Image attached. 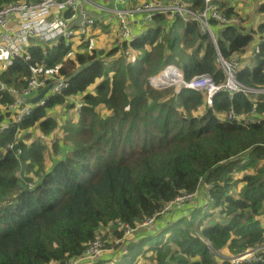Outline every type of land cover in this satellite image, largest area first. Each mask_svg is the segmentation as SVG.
<instances>
[{"label":"trees","instance_id":"1","mask_svg":"<svg viewBox=\"0 0 264 264\" xmlns=\"http://www.w3.org/2000/svg\"><path fill=\"white\" fill-rule=\"evenodd\" d=\"M15 1L37 0H0V8ZM188 3L204 10L201 1ZM220 7L229 19L239 15L231 0ZM258 11L264 16V5ZM106 17L96 26L113 27ZM152 25L136 30L132 43L115 35L108 53L95 48V33L81 38L76 50L63 42L41 46L30 61L17 60L1 75L8 88L25 87L33 72L41 78L58 73L70 85L22 122L23 133L16 125L0 135V264H67L83 256L98 233L106 252L96 264H231L215 253L233 257L264 243V94L231 101L221 93L209 108L202 93L151 90L147 80L176 62L187 81L203 74L225 81L217 49L198 24L159 16ZM212 27L228 60L264 39V20L220 33L215 21ZM248 64L239 82L263 90L264 44L255 66ZM73 100L84 103L76 117ZM12 101L0 86V110ZM254 104L248 123L218 117L231 108L250 114ZM70 111L71 119L65 115ZM60 137L71 146L62 147ZM61 149H70L65 158ZM210 185L214 205L208 213L203 206ZM196 191V201L173 206L155 227L123 239L120 226L136 228L179 194ZM214 212L228 222L206 223ZM153 232L159 233L147 236Z\"/></svg>","mask_w":264,"mask_h":264},{"label":"built area","instance_id":"2","mask_svg":"<svg viewBox=\"0 0 264 264\" xmlns=\"http://www.w3.org/2000/svg\"><path fill=\"white\" fill-rule=\"evenodd\" d=\"M189 0H148L142 2L134 9L122 8L128 3V0H114L113 7L105 9L109 15L115 19L113 27L115 34L122 37L125 41L132 43L137 39L136 30L146 31L159 16H168L171 19L178 18L183 23H196L200 31L210 37L212 43L217 49L216 64L222 69L226 79L224 83L217 84L214 79L208 75H198L187 81L184 71L179 63L166 65L160 71L159 78L172 75L171 81L175 78L178 84H168L163 88H172L176 94L184 90L195 91L205 94L207 105L213 108V101L221 93L228 95L231 101L239 95L247 97L264 94L263 90H252L239 82V73L244 68V61L240 58L224 59L217 48L216 32L212 27L215 21L218 25L219 33L229 25L247 26L246 19L240 15L229 19L225 16L220 7V3L226 0H198L204 5V10L197 12L190 8ZM103 8L97 6L92 0H37L34 2L15 1L0 8V77L17 60L30 61L32 51L41 46L53 45L58 42L65 43L68 48H73L81 38L97 33L96 22L98 21L92 13ZM71 14L72 18H67ZM82 17L80 20L79 18ZM113 34V32H112ZM115 37V36H114ZM58 39L57 41H55ZM259 44H264L258 40ZM249 65V64H248ZM175 72V73H174ZM171 83V82H169ZM67 79L56 74H48L45 77H39L33 72L25 87L8 88L0 82L1 89L8 91L13 96V101L9 102L0 110V117H5V121L0 122V135L18 126L30 117L35 109L45 106L47 99L54 95H62L69 87ZM148 85L157 88L153 79H149ZM75 106V117L81 115L84 103L73 100ZM257 104L253 105L250 114L237 113L233 108L228 112L218 115L219 119L226 122H245L248 123L250 117L255 114ZM10 114V116L8 115ZM12 120V121H11ZM32 131L27 132L31 134ZM20 133H23L20 130ZM43 141L46 137L41 135ZM8 150H13V145L7 146ZM212 186L206 187V198L203 210L207 211L214 204V198L210 193ZM199 191L194 193L185 192L179 194L176 199L165 206L162 211L155 213L151 217L144 219L136 228L126 224L120 228L123 231V239H131L138 231L153 228L156 226V220L172 211L173 206H179L196 201L199 197ZM108 230H112L109 228ZM108 232V231H107ZM123 240V241H124ZM122 242V241H121ZM106 252V242L103 235L98 233L94 240L89 243L83 256L68 261L67 264H96V262ZM231 261V264H251L258 263L264 259V243L257 244L243 253L233 257L223 258Z\"/></svg>","mask_w":264,"mask_h":264},{"label":"rangeland","instance_id":"3","mask_svg":"<svg viewBox=\"0 0 264 264\" xmlns=\"http://www.w3.org/2000/svg\"><path fill=\"white\" fill-rule=\"evenodd\" d=\"M92 1H94V3L97 5V6H99V7H101V8H103V9H101V10H96V11H93V13H92V15L95 17V18H98V17H100V16H102V14L104 13V14H108L107 12H106V10L105 9H110V8H112L113 7V4H109V5H107V6H105V5H103V4H99V3H97L96 2V0H92ZM232 1V4L233 3H239L238 5H236V11H237V13L242 17H244L246 20L245 21H247V22H250V20L251 21H254V25L257 27V25H258V23H261V22H263V20H261V18H263V16H262V14H260V13H263V12H260L259 13V11H258V8H260V5H264V0H254L252 3L253 4H251V5H249V2L251 1V0H231ZM241 4H243V7L241 6ZM245 6V7H244ZM239 7H241V8H239ZM244 12H251L253 15H250V19H249V17L248 16H245L244 15ZM109 15V14H108ZM102 26H98V27H96V31H98L97 33H96V39H95V41H94V43H95V48H98V50L99 51H106L107 53H108V49H111V47H113V43H114V39H113V37L116 35L115 34V32L113 31V30H115V27H111V26H106L105 28H101ZM109 29L110 31H112L113 32V34H112V32H111V34L109 33V30H107V29ZM248 32H251V31H247V33ZM93 36H87V37H85V40H89V39H91ZM79 43V42H78ZM57 45V44H56ZM79 45V44H78ZM78 45H73V48L75 49ZM257 43H255V44H251V47L249 48V50H248V53L247 52H245L241 57H248L249 59H250V63H249V65H255L256 64V61H257V52H258V48H257ZM76 50V49H75ZM252 52H254V56L252 55ZM247 54V55H246ZM240 57V58H241ZM160 75V72H157L155 75H152L149 79H154L153 77H158ZM225 76V75H224ZM149 79L147 80V83H148V81H149ZM225 79H226V77H225ZM171 82H173V81H171ZM168 84V83H167ZM148 87L150 88V86L148 85ZM172 88H174V87H168V88H152L151 87V90H153V91H155V92H161V93H164V92H168V90L170 91V89H172ZM175 92V91H174ZM81 98H83V97H81ZM69 103H71V102H69ZM1 109H3V108H1ZM106 110V109H105ZM105 110H101V109H99L98 111H99V113L101 114V115H103V113L105 112ZM107 111V110H106ZM71 114H72V112L70 111V112H66V116H67V118H68V116L70 117V119H71ZM198 115V114H197ZM63 119V118H62ZM32 133H34V134H36V132H32ZM40 135V134H39ZM56 135H60L61 137H63L62 135V133L59 131L58 132V134H56ZM22 137H24L25 138V135H21ZM58 137V136H57ZM61 137L59 138L60 140H62V142L60 143L61 145H62V147H63V145H64V147H66L65 145H67V146H71L69 143H71V142H68L67 144L65 143L64 144V141H63V139H61ZM32 139H35V138H33L32 137ZM58 139V138H57ZM57 139H55V142H56V140ZM55 144H54V142H52L51 144H48V146L49 147H52V146H54ZM62 150V149H61ZM66 149H64V150H62L63 152H62V155H60V158L62 157V158H65L66 156H64L67 152L65 151ZM66 152V153H65ZM68 155V154H67ZM37 175V174H36ZM242 173H239V174H235V178L236 179H240L241 177H242ZM238 191H239V188H236V189H232L231 190V193L232 194H238ZM1 205V204H0ZM206 212H208V213H210V212H212V207H210L209 208V210L208 211H206ZM217 212H214L212 215V220H208V221H206V223H210V224H215V223H220V224H226L227 222H228V219L225 217V216H223V215H221V214H216ZM109 228H107V229H105V230H108ZM216 255H218L220 258H225V256H221V255H219V254H217V253H215ZM119 255L120 254H118V257H119ZM146 263H148V264H150L151 262L149 261V260H147L146 261Z\"/></svg>","mask_w":264,"mask_h":264},{"label":"crops","instance_id":"4","mask_svg":"<svg viewBox=\"0 0 264 264\" xmlns=\"http://www.w3.org/2000/svg\"><path fill=\"white\" fill-rule=\"evenodd\" d=\"M145 1H148V0H128V3L125 5V6H123L122 5V8L124 7L125 9L126 8H128V9H134L135 7H137L139 4H141L142 2H145ZM254 0H251L250 2H249V5H251V4H253L252 2H253ZM96 2L97 3H99V4H103V5H105V6H107V5H109V4H113L114 3V0H96ZM239 3H233V5L236 7V5H238ZM241 6L243 7V4H241ZM245 7V6H244ZM239 8H241V7H239ZM244 15L245 16H248L249 17V19L251 18L250 17V15H253L251 12H244ZM105 19V21L108 23V24H112V25H114V23H115V19H114V16L113 15H108V17H106V18H104ZM261 19H263L264 20V16H263V18H261ZM251 22H254V21H251L250 20V22H247V25L249 24V23H251ZM251 47V46H250ZM249 47V48H250ZM249 48H248V50H249ZM248 50H247V53H248ZM247 55V54H246ZM252 55L254 56V52H252ZM245 58L248 60L249 58L248 57H246L245 56ZM202 197H204V195H202ZM160 232V231H159ZM159 232H153V233H151V234H148L147 236H155V235H157ZM146 236V237H147Z\"/></svg>","mask_w":264,"mask_h":264},{"label":"bare ground","instance_id":"5","mask_svg":"<svg viewBox=\"0 0 264 264\" xmlns=\"http://www.w3.org/2000/svg\"><path fill=\"white\" fill-rule=\"evenodd\" d=\"M171 77H173V76L172 75H169V76L166 75V76H162L159 78H154L153 83L157 88H163L168 84H175V85L178 84V82L175 81V78L171 79V80H173V82L166 80V78L170 79ZM169 82H171V83H169Z\"/></svg>","mask_w":264,"mask_h":264},{"label":"clouds","instance_id":"6","mask_svg":"<svg viewBox=\"0 0 264 264\" xmlns=\"http://www.w3.org/2000/svg\"><path fill=\"white\" fill-rule=\"evenodd\" d=\"M233 7H235V6L233 5ZM245 23H247V22H245ZM258 45H259V43H258ZM258 45H257V48H258ZM257 55H258V52H257ZM243 59H246V58L243 57ZM248 60H249V63H250V59H248ZM176 63H177V62H176ZM180 66H181V65H180ZM254 66H255V65H252V67H254ZM182 69H183V68H182ZM1 135H2V134H1ZM213 205H214V204H213ZM213 205H212V206H213ZM212 206H211V207H212ZM207 211H208V210H207Z\"/></svg>","mask_w":264,"mask_h":264},{"label":"water","instance_id":"7","mask_svg":"<svg viewBox=\"0 0 264 264\" xmlns=\"http://www.w3.org/2000/svg\"><path fill=\"white\" fill-rule=\"evenodd\" d=\"M81 18H82V17H80L79 20H80ZM57 40H58V39H56L55 41H57ZM4 87H5V85H4Z\"/></svg>","mask_w":264,"mask_h":264}]
</instances>
